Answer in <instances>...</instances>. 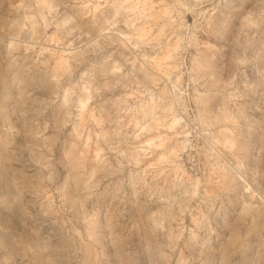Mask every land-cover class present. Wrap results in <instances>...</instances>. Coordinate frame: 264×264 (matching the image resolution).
<instances>
[{"label":"rangeland","instance_id":"1","mask_svg":"<svg viewBox=\"0 0 264 264\" xmlns=\"http://www.w3.org/2000/svg\"><path fill=\"white\" fill-rule=\"evenodd\" d=\"M0 264H264V0H0Z\"/></svg>","mask_w":264,"mask_h":264}]
</instances>
